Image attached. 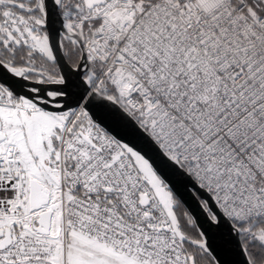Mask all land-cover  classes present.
<instances>
[{
	"label": "snow or ice",
	"instance_id": "obj_1",
	"mask_svg": "<svg viewBox=\"0 0 264 264\" xmlns=\"http://www.w3.org/2000/svg\"><path fill=\"white\" fill-rule=\"evenodd\" d=\"M0 264H264V0H0Z\"/></svg>",
	"mask_w": 264,
	"mask_h": 264
}]
</instances>
